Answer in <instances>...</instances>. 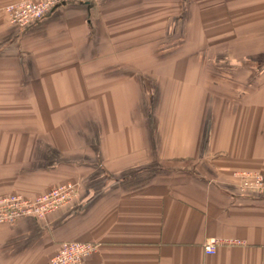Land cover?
Segmentation results:
<instances>
[{"label":"crops","instance_id":"crops-1","mask_svg":"<svg viewBox=\"0 0 264 264\" xmlns=\"http://www.w3.org/2000/svg\"><path fill=\"white\" fill-rule=\"evenodd\" d=\"M19 1L0 0V197L78 194L0 224V264L64 242L98 246L84 264H264V190L233 178L264 175V0L71 2L25 30Z\"/></svg>","mask_w":264,"mask_h":264},{"label":"built area","instance_id":"built-area-1","mask_svg":"<svg viewBox=\"0 0 264 264\" xmlns=\"http://www.w3.org/2000/svg\"><path fill=\"white\" fill-rule=\"evenodd\" d=\"M88 0H21L4 9L10 24L20 29L41 20L53 9L64 3H84ZM238 175V174H237ZM238 187L250 188L253 192L264 190V175L257 172H242L238 175ZM78 186L73 182H64L41 196L29 199L21 195L10 194L0 197V224L14 225L23 218L45 219L69 205L77 197ZM246 192V191H243ZM250 192V191H249ZM220 240L212 239L205 245L207 254H214ZM98 246L94 243L64 242L49 264H83L94 254Z\"/></svg>","mask_w":264,"mask_h":264},{"label":"rangeland","instance_id":"rangeland-1","mask_svg":"<svg viewBox=\"0 0 264 264\" xmlns=\"http://www.w3.org/2000/svg\"><path fill=\"white\" fill-rule=\"evenodd\" d=\"M4 121V125L6 126V125H9V124H12L13 123V121H16V120H14L13 118H6V119H4L3 120ZM21 121H23V120H19V121H17V122H19V123H21L22 125L21 126H23V124H24V126H27V125H29V123H32V120H24V122H21ZM37 121V123H38V121L39 120H36ZM72 122V124L71 125H73V127H75V123H76V120H71ZM85 121H88V120H84V122ZM14 124V123H13ZM69 124H70V120H69ZM87 128H88V130H90L91 129V126H90V124H84ZM86 127H85V130H86ZM150 169H154V168H150ZM155 172V169H154V171H153V173ZM242 172H247V171H237V172H234V174H233V178H234V180L237 182L236 183V186L238 187V184L240 183L239 182V180L237 179V178H239L238 177V175H239V173H242ZM250 171H248L247 173H249ZM257 173H260V172H257ZM238 174V175H237ZM263 174V173H262ZM238 191L239 192H241V193H246V192H253V190H250V188H247L246 190H241L239 187H238ZM243 191H246V192H243ZM93 255V254H92ZM84 263H85V261H84ZM83 263V264H84Z\"/></svg>","mask_w":264,"mask_h":264}]
</instances>
